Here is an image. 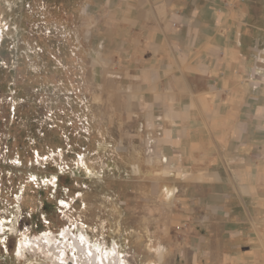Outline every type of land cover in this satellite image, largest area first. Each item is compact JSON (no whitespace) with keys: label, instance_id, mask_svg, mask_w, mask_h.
I'll return each mask as SVG.
<instances>
[{"label":"rangeland","instance_id":"obj_1","mask_svg":"<svg viewBox=\"0 0 264 264\" xmlns=\"http://www.w3.org/2000/svg\"><path fill=\"white\" fill-rule=\"evenodd\" d=\"M99 30L87 0H0V264H46L20 242L66 227L169 264L185 229Z\"/></svg>","mask_w":264,"mask_h":264},{"label":"crops","instance_id":"obj_2","mask_svg":"<svg viewBox=\"0 0 264 264\" xmlns=\"http://www.w3.org/2000/svg\"><path fill=\"white\" fill-rule=\"evenodd\" d=\"M87 10L124 102L155 135L169 196L185 203L169 264H264V0Z\"/></svg>","mask_w":264,"mask_h":264},{"label":"flooded vegetation","instance_id":"obj_3","mask_svg":"<svg viewBox=\"0 0 264 264\" xmlns=\"http://www.w3.org/2000/svg\"><path fill=\"white\" fill-rule=\"evenodd\" d=\"M47 236L49 234L43 233L36 243H31L32 246H30V243L27 245L21 241L18 250L22 254L24 252L31 254L34 252V254L47 259L46 264H53V261L57 264H86L81 262L80 259L83 258H89L86 261L88 264H94V262L96 264H127L116 245L108 246L107 250H103L101 244L84 239L81 233L76 232L74 228L66 227L60 233L52 235L50 240L46 238ZM43 244L46 249L45 253L42 252ZM44 254H49V257H45Z\"/></svg>","mask_w":264,"mask_h":264},{"label":"built area","instance_id":"obj_4","mask_svg":"<svg viewBox=\"0 0 264 264\" xmlns=\"http://www.w3.org/2000/svg\"><path fill=\"white\" fill-rule=\"evenodd\" d=\"M160 134V132L158 131H156V135H159ZM147 139H148V152H151V153H153V144H154V139H155V135L152 133V131L151 132H148L147 134Z\"/></svg>","mask_w":264,"mask_h":264},{"label":"water","instance_id":"obj_5","mask_svg":"<svg viewBox=\"0 0 264 264\" xmlns=\"http://www.w3.org/2000/svg\"><path fill=\"white\" fill-rule=\"evenodd\" d=\"M74 243L76 244L75 241H74ZM80 258H81V257H80ZM88 259H89V258H83V259H80V260H82L81 262H84V263H85L86 261H88ZM94 264H96V263L94 262Z\"/></svg>","mask_w":264,"mask_h":264}]
</instances>
